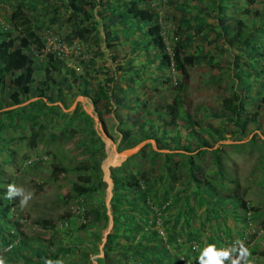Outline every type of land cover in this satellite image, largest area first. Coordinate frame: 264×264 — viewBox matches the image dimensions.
I'll return each instance as SVG.
<instances>
[{"label": "trees", "instance_id": "trees-1", "mask_svg": "<svg viewBox=\"0 0 264 264\" xmlns=\"http://www.w3.org/2000/svg\"><path fill=\"white\" fill-rule=\"evenodd\" d=\"M58 1L0 0L9 10L4 22L0 21V109L36 98L0 111V250L5 260L43 264L44 258H50L62 259L64 264H88L86 249H92L88 243L94 245L99 229L107 223L101 198L105 186L100 168L103 142L84 110L75 105L64 112L60 106L67 108L76 95L90 101L100 121L112 110L120 115L126 127L121 128L120 148L152 139L157 149L165 150H154L146 143L117 166L108 168L111 227L97 264H198L199 253L194 249L203 236L201 221L218 228L205 236V242L221 246L230 241L231 247L234 240L229 228L222 225L224 216L230 215L247 227L249 219L259 216L261 209L250 206L245 199L246 188L240 187L237 178L227 175L221 159L225 144L210 148L225 139L226 132L240 140L249 135L247 132L261 128L257 117L259 108L264 111V0H179L175 2L177 14H158L154 0H117L116 4V0ZM162 1L172 6L170 0ZM55 22L67 29L62 39L67 43L76 39L92 54L95 49L101 52V44L113 50L127 43L122 52L114 50L109 54L115 59L121 53V58L126 59L124 65L117 66L124 70L119 75L122 79L112 74L91 86L81 72L66 67L55 53L46 51L38 59L34 53L43 51L45 30ZM139 23L144 26L138 28ZM134 24L136 27H132ZM199 63L210 72L207 82H215L224 72L230 77L214 109L189 108L188 69ZM76 64L84 66L86 60L78 58ZM101 69L108 68L102 65ZM130 69L137 73L142 70L144 76L132 74ZM166 83L172 89L170 100L151 102L150 96L164 89L161 84ZM139 86L146 96L140 99L133 95L129 99L134 106L125 104L123 94ZM246 100L256 102L253 111L248 112ZM130 109L139 111L134 118L136 122L139 117L144 125L139 134L130 130L135 123ZM224 123H230L231 128H224ZM81 129L85 138L77 143L85 157L71 167L48 162L50 179H57L56 173H73L71 195L61 200L64 205L73 201L80 209L73 215L65 210L57 221L59 227L55 221L36 219L40 227L51 232L50 237L27 236L18 219H14L18 208L15 199H6L7 185L15 183L12 173L5 172L6 166L12 163L30 168L39 164L37 160L46 162L50 157L47 151L31 159L26 148L67 140ZM261 135L254 133L246 142L231 145L248 148V152L260 146L264 150L262 129ZM206 158L213 166L212 174ZM252 174V179L262 178L257 182L264 184V151L253 164ZM87 203L95 204L85 206ZM157 219L164 236L155 228ZM260 221L264 225V220ZM58 229L64 230L67 244L54 245ZM235 236L237 241L244 233L236 231ZM182 242L187 243L186 248ZM9 247L11 250L6 251ZM249 249L252 255L258 252L256 246Z\"/></svg>", "mask_w": 264, "mask_h": 264}, {"label": "rangeland", "instance_id": "rangeland-1", "mask_svg": "<svg viewBox=\"0 0 264 264\" xmlns=\"http://www.w3.org/2000/svg\"><path fill=\"white\" fill-rule=\"evenodd\" d=\"M54 2V4H58V0H51ZM172 6H168L166 3L164 4L163 1L159 2L158 0H154L155 2V9L159 12L158 14H162L164 11L165 14H171L172 12L177 14V4L175 2H179V0H170ZM117 3V0L115 4ZM120 6V5H118ZM121 10V8H119ZM194 9H191V12ZM8 8L6 6H2V3L0 4V21L4 22V18L8 13ZM163 12V13H164ZM234 13V12H232ZM231 14V13H230ZM6 24V23H4ZM136 25L138 28H141V26H144V23H139ZM134 24L132 27H136ZM44 36L46 35L49 37H57L60 42H62L66 47L69 48L68 51H71L72 53L68 52L63 57L59 58L62 59L65 62L66 67L68 68H74L75 71L81 72L82 78L86 82H88L91 86L97 84L100 82V80H103L104 76L108 77L109 75L115 76V79H122V77L119 78V75L122 73L124 74L123 68L118 70L119 65H124V62L120 61L121 53H119V56H115V59H111L110 55L113 53V50H107L104 45H100V50L95 49V54H92L90 50H87V47L84 43L80 42V46H78V50L75 52L70 50L71 47L76 48L77 40L73 39L71 43H67L64 39H62L61 36L67 31L66 27L59 26L57 22H55L53 25L47 27L45 30ZM12 35H15V31L12 32ZM45 40V39H44ZM46 50V46L44 44L43 53H34L36 56H38V59H41L42 55ZM103 53V54H102ZM115 53V52H114ZM78 58H82L86 60V65H78L76 64L78 62ZM228 57L225 56L224 59H227ZM69 59V60H68ZM88 59L93 60L92 62H87ZM150 60V55L148 57ZM68 60V61H65ZM80 64V63H79ZM223 62H221V65ZM104 66L105 68H108L107 70L101 69V66ZM132 74L137 73L136 69H130ZM115 71V72H114ZM129 71V70H128ZM135 71V72H134ZM189 72V81H188V95H189V108L191 110L199 109V106H204L209 109H214L217 106H219V98L224 95V90L222 88H227V83L230 81V77L228 76V73H223L220 79H217L215 82H207L208 73L209 70L204 66L203 63H199L194 65L192 68L188 69ZM146 73V72H145ZM230 73V70H229ZM140 74V75H139ZM227 74V75H226ZM35 77H39L38 74H35ZM137 76H144V71L139 70L137 73ZM129 78V76H126V80ZM81 83V82H80ZM79 83V84H80ZM133 83V78L130 80V84ZM78 84V85H79ZM164 89H158V91L155 92L152 96H150L151 102H155L156 104L164 103L165 101L170 100L172 89L169 87V83H166V85L161 84ZM135 86V85H134ZM149 87H152L149 85ZM141 87L136 90L135 87H131V92L126 91L125 94H123V99H125V104L130 103L132 106H134V102H132L133 95H136L140 98V89ZM135 89V90H134ZM228 90V89H227ZM133 91V94H132ZM153 92V91H152ZM147 94L150 95L151 92L149 89H147ZM146 96L142 97V99ZM130 98V99H129ZM36 98H29L27 101H24L17 105H9L7 107L1 108L0 111L6 110V109H12L16 106H22L23 104L28 103L29 101H32ZM247 104H245L248 112H251L255 109L256 102L246 100ZM249 101V102H248ZM6 103V101L4 102ZM75 105H77L80 109L84 110L85 113H87L89 116L92 115L93 117L97 118V122L93 120L92 118V127L96 131V134L100 137V139L103 142V151H104V157L100 161V168L102 171V180L105 182V186L103 189V195L101 196L103 203L106 207V214L108 215V220L105 225V227L102 229H99L98 234V240L92 245L90 242L88 243V246H91L92 249L94 247V250H88V264H97L96 259L99 257H102V251L101 246L104 242L105 235L107 232L110 231L111 227V217L110 212L108 209V201L111 194V180L109 177V167L111 166H117L119 163H121L126 157L124 154H122V151L127 148H120L119 146V139L122 135L121 128H126L125 124H122L119 120L120 115L110 111L109 114L102 116V121L99 120L97 114L94 112L90 101L87 98H84L80 95H76L73 100L68 104L67 108H63L62 105H60L64 112L70 111ZM260 109L258 119L261 121V128L254 129L252 132H247L249 135H246L242 137L240 140H235L234 138H231L229 132L225 133V139L215 143L212 148L220 146L221 144H225L222 151V162L225 167V171L228 174H231V176H234L238 179V183L240 187L246 188V194L245 199L247 200L248 204L251 206H257L260 210L259 216L253 217L252 219H249L250 223L247 227H242L238 220H234L231 218L230 215L224 216V219L222 220V225L226 228H229L231 239L234 240L237 238L235 236L236 231H242L244 233V237L240 238L238 237V240L243 241V243L248 247L251 248L252 246L257 247V254L252 255L251 259L254 261V264H260L261 261H264V225H261L260 220H264V184H260L257 181L262 180V178H259L257 180L252 179L253 174L251 175L252 167L255 161H257V158L263 152L264 150L260 147L258 148H252L248 152V148H244L243 146L235 147L231 145L233 142L237 143H243L248 140L250 136H252L254 133L261 135V129L264 131V111ZM136 110V109H134ZM134 114L133 118L131 116V119L133 122H135L134 118L136 115L139 114V111H133V109H130L129 115ZM131 122V121H130ZM141 119L138 117L137 121L133 123L130 127V130L134 133L139 134V129L144 130V125L140 124ZM208 123V122H205ZM214 123V122H213ZM128 125V123H127ZM251 124H248L247 129L251 128ZM224 128L229 130L231 127L230 123H224ZM136 131V132H135ZM47 132V131H46ZM84 131L81 129L79 133H74L71 137H69L67 140L63 138V140L59 139L55 142L47 143L46 145L42 143H37L34 148H26V153L31 159H36L38 153H45V151L48 152L49 158H47L46 162L43 160H37L39 164H37L35 167L27 168L23 164L19 165V169L21 170V173H18V167L17 165H13L12 163L10 165L6 166L5 172L6 173H12V177H15V185L19 187H23L26 191H30L33 193L32 199L29 201V204L25 208H21L19 206V197L15 198V205L19 208H16V213L14 214V219L17 220L20 223L21 230L27 235V236H39L41 238H48L50 237V231L45 230L44 228L40 227L36 223V219L38 218H45L56 222V226L59 227L60 223L57 222L61 216L64 215L65 210L70 212L69 214H75L80 209L75 202L69 201L66 205L63 204V201L61 200L62 197L70 196V182L74 179L73 173L67 172L64 174H57V179H50V168L49 163L52 162L54 164H59L61 166L65 167H71L74 164L80 162L84 157V152L80 148L78 142V139L81 140L85 138ZM106 140L109 141L105 142ZM139 142H143L140 148L146 144L149 143L150 147L157 151H165L162 149H157L152 139H144ZM139 142L133 144L130 147H135ZM45 143V142H44ZM129 147V148H130ZM139 148V149H140ZM138 149V150H139ZM226 150V152L224 151ZM137 150V151H138ZM136 151V152H137ZM135 152V153H136ZM121 156V157H120ZM130 156V155H129ZM208 165H209V171L212 174L213 166L209 163V159L206 158ZM117 161V162H116ZM110 162H116L113 164H109ZM50 163V164H52ZM109 164V165H108ZM21 166V168H20ZM254 173V172H253ZM17 174V175H16ZM249 184V185H244ZM94 202H96L95 198H92ZM95 204V203H94ZM94 204L87 203V205ZM67 208V209H65ZM251 208V207H250ZM202 208L199 207V211ZM81 211V210H80ZM252 214V212H250ZM251 214L249 216L251 217ZM74 218V216H72ZM219 222V220H218ZM204 228H203V236L201 237L200 244H197L196 242H193L197 244L196 246H199L202 248L206 244H215L218 248L220 247H228L230 244V241L226 242L224 245H218L216 242H205V236H211L214 231H218V228L215 226L210 227L208 222L201 221L200 222ZM205 223V224H204ZM77 224V223H76ZM221 224V222H220ZM65 224L62 223L61 226H64ZM160 225V226H159ZM155 228L158 230V233L162 236H164V230L161 227V221L160 219L156 220ZM162 230H161V229ZM224 228V227H223ZM185 238V237H182ZM67 236L65 235L64 230L58 229L56 233H54L53 241L55 242L54 245L58 244H67L66 242ZM45 240V239H44ZM175 240L177 242L181 241V238L175 237ZM202 242V243H201ZM183 248L187 247V243H181ZM180 244V245H181ZM195 247V246H194ZM2 251L0 250V255ZM198 253V251H196ZM263 252V254H260ZM264 263V262H263ZM6 264H15L11 261H6Z\"/></svg>", "mask_w": 264, "mask_h": 264}, {"label": "clouds", "instance_id": "clouds-1", "mask_svg": "<svg viewBox=\"0 0 264 264\" xmlns=\"http://www.w3.org/2000/svg\"><path fill=\"white\" fill-rule=\"evenodd\" d=\"M19 197V206L25 208L33 197V193L26 191L23 187L9 183L6 190V199L13 200ZM11 247L6 249L10 251ZM195 251H198L196 260L198 264H254L251 259V250L243 243L237 240L233 242L231 247L218 248L215 244H206L202 248L196 246ZM0 264H6L5 257L0 255ZM43 264H64L62 259L52 260L44 258Z\"/></svg>", "mask_w": 264, "mask_h": 264}, {"label": "built area", "instance_id": "built-area-1", "mask_svg": "<svg viewBox=\"0 0 264 264\" xmlns=\"http://www.w3.org/2000/svg\"><path fill=\"white\" fill-rule=\"evenodd\" d=\"M44 39H45V46H46L45 51H51L52 53H55V56L57 58L63 57L68 52L72 53L71 51H68L69 48L66 47L62 42H60L57 37H52V36L46 37V35H45ZM78 46H79L78 44L76 45V48H73V46H72L70 50L75 52L76 50L79 49Z\"/></svg>", "mask_w": 264, "mask_h": 264}, {"label": "water", "instance_id": "water-1", "mask_svg": "<svg viewBox=\"0 0 264 264\" xmlns=\"http://www.w3.org/2000/svg\"><path fill=\"white\" fill-rule=\"evenodd\" d=\"M90 116L93 118V120H95L97 122V118L96 117H93L92 115H90ZM142 143L143 142H139L135 147H130V148L124 149L122 151V154H124V156H129V155L135 153L140 148Z\"/></svg>", "mask_w": 264, "mask_h": 264}, {"label": "crops", "instance_id": "crops-1", "mask_svg": "<svg viewBox=\"0 0 264 264\" xmlns=\"http://www.w3.org/2000/svg\"><path fill=\"white\" fill-rule=\"evenodd\" d=\"M124 45H128L127 43H123L122 45H117L116 47H118L119 49H114V50H118L119 52H122V50H123V48H124ZM124 49H126V48H124ZM113 50V51H114ZM115 52V51H114ZM116 55H117V53H116ZM125 60L126 59H121L120 61H122V62H124L125 63ZM136 61V60H135ZM142 67V66H141ZM141 91H144V88H142L141 90H140V99H142V97L144 96V92H141ZM136 96V95H135Z\"/></svg>", "mask_w": 264, "mask_h": 264}, {"label": "bare ground", "instance_id": "bare-ground-1", "mask_svg": "<svg viewBox=\"0 0 264 264\" xmlns=\"http://www.w3.org/2000/svg\"><path fill=\"white\" fill-rule=\"evenodd\" d=\"M105 142H108L109 143V141L108 140H106ZM121 157V156H120Z\"/></svg>", "mask_w": 264, "mask_h": 264}]
</instances>
